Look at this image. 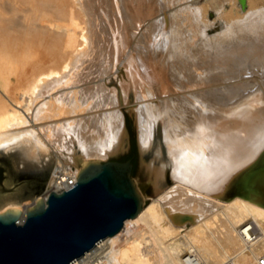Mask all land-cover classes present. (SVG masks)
Listing matches in <instances>:
<instances>
[{
  "label": "bare ground",
  "instance_id": "1",
  "mask_svg": "<svg viewBox=\"0 0 264 264\" xmlns=\"http://www.w3.org/2000/svg\"><path fill=\"white\" fill-rule=\"evenodd\" d=\"M74 3L38 0L30 9L24 6L19 19L13 17L16 13L9 14L13 13L11 3H7L11 6L8 12L2 7L10 17L3 16L0 9V148L20 144L25 155L33 158L46 150L36 131L50 134L53 130L50 124L39 125L48 114L44 103L32 107L33 95L44 86L50 91L68 85L71 78L72 84L79 82L86 58L96 51L95 43H88L81 30L60 23L64 16L79 22L70 9ZM252 15L225 18L223 30L216 21L200 22L196 38L178 42L161 74L154 71L150 76L147 69L141 73L133 55L125 69L118 67L137 89V112L147 111L139 131V148L146 158L153 151L147 165L159 196L147 200L145 184H138L135 178L144 199L138 214L126 218L118 232L104 237L70 264H91L99 255L109 254L113 262L104 264H148L147 251L157 253L155 264H193L184 260L185 252L196 254L204 264H222L228 257L237 264H255L256 251L244 245L240 234V227L250 218L264 229V21ZM205 29L217 30L205 35ZM78 37L89 45L68 53L65 49L74 47ZM24 81L29 83L25 89ZM153 82L161 85L155 87ZM17 84L22 87L16 88ZM77 94L69 96L71 112L86 105ZM64 97L67 114L68 94ZM110 115L115 119H107L105 133L100 128L102 134L82 122L80 129L69 127L87 156L125 147L123 117ZM158 123L164 138L154 144ZM67 131L65 121L54 132ZM73 167L69 173L77 178L79 169ZM59 172L65 180L57 182L53 175L45 198L51 190L67 187L68 167L61 165ZM9 207L21 208L17 223H22L30 206L12 203ZM183 229L187 233L181 234ZM144 234L146 244L140 241Z\"/></svg>",
  "mask_w": 264,
  "mask_h": 264
},
{
  "label": "rangeland",
  "instance_id": "2",
  "mask_svg": "<svg viewBox=\"0 0 264 264\" xmlns=\"http://www.w3.org/2000/svg\"><path fill=\"white\" fill-rule=\"evenodd\" d=\"M4 2L6 3L3 4L2 2L0 4V9L3 11L1 14L5 16L12 6L11 10L13 13L9 12V14L14 15L16 13L19 15L22 11L19 16H16V14L13 16L19 19L24 12V6L27 5L26 7L30 9V6L35 5L38 0H5ZM74 2L75 7L70 9L77 13V21L79 20V22H76V18L73 21L71 16H64L61 17L60 23L69 27V29L73 26V30L76 29L78 30L77 32L81 30V32L87 35L89 39L87 42L90 43L92 40L95 43V54L93 52L92 57H88L90 59L86 58L87 62L80 73L82 79L79 82L72 84L73 78H71L68 80V85L56 87V89L53 88L54 90L51 87L48 89L50 91H46L48 86L45 88L44 84H42L44 86L43 90L40 89V93L37 91L36 95H33L32 99L36 102L32 100V107L35 108L39 104L44 103L48 114L46 119L38 122L39 125L48 127L50 124L49 126L53 130L50 131V134L49 132L42 134L38 130L36 131L37 139L38 137L40 138L46 150L40 152L38 157L33 158L25 155L23 146L20 144L0 148V163H6L5 176L0 177L7 187V189L0 187V212L5 211L12 203L19 204L24 208L25 206L31 207L35 204L37 198L42 197L45 199L44 194L49 187L50 178L60 170L61 165L68 167V172H72L73 166L79 169L82 164L90 159H109V154L121 153L126 147L132 146L124 124V114L128 112H132L134 122L136 123L135 126L137 127L138 174L135 176L136 181H138V184H145L146 196L144 194L143 196L147 200L158 197L155 176L150 174L151 172L147 165L153 158V151L146 158L141 155L139 148V131H141L143 124H145L144 118H147V111H142L141 109L144 115L137 112V105L139 104V100L136 97L137 89L133 87V81L126 75L125 70L120 71L119 68L125 69L128 65L127 60L129 55H133L138 68H142L139 69L141 73H143L144 69H147L151 72V74L149 72L150 76H152V72L154 71H157L156 74H161L168 54L175 52L177 44L181 39L194 40L199 33V25L202 22L216 21L218 28L223 30V22H225V18L227 17L235 20L253 14L252 17L254 16L257 20L264 21V0H245L243 4L240 0H74ZM7 3H11L12 5L10 6L9 4L8 7ZM17 6L19 8L23 7L20 10ZM69 6L71 7L72 5L70 4ZM2 7L7 9L5 14L4 11L6 9L3 10ZM252 9L256 10V12L252 11ZM7 17L10 16L8 15ZM66 18H69L70 21L66 22V24L62 23L64 22L63 19L66 20ZM197 21L199 22L197 23ZM75 22L77 24L83 22V24L77 27L78 25ZM83 27L87 31L81 29ZM216 30L205 29L204 33L205 35H210L216 33ZM262 36L264 37V33ZM78 38L74 47L65 49L66 51L68 50V53L71 51H75V53L80 52L89 45L81 37ZM81 41H83L82 44H80ZM12 80L15 81V77H12ZM159 82H155L157 84L153 82V85L159 87L161 85ZM24 83L25 81L23 84L21 82L19 84H22L23 88L24 86L27 88V85L29 87L28 82ZM18 86L16 88H20L21 85ZM21 92L19 89V96ZM74 92L78 93V98L86 105L78 108V111L71 112L72 106H70L69 96ZM66 94H68L67 114H65L66 105L65 103L63 104ZM100 100H103L101 101L102 103H100ZM56 112H58V115L55 114ZM112 112L120 114L123 117L126 137L125 147L117 151L115 149L113 152L98 157L87 156L81 150L82 148L78 145L77 138L71 133L72 131L69 127L75 126L76 129H80L79 122H82L100 134L105 133L107 126L105 124L108 123L107 119L109 117H111L109 119L112 121L115 119L112 118L114 115H110ZM50 114L52 117H50ZM65 121H68L69 131L62 133L54 132L56 126L65 123ZM163 138V126L161 123H158L154 144L157 140L161 141ZM185 233H187V229L181 230V234ZM147 240L146 234L140 238V241L145 244ZM118 248L119 246H116L114 250L117 251ZM155 253L146 252L148 264L156 263L157 253ZM195 255L190 256L188 252H185L183 258L184 260L190 259L193 264H204ZM110 257L111 254L105 257L99 255L91 264L112 263L113 261Z\"/></svg>",
  "mask_w": 264,
  "mask_h": 264
},
{
  "label": "water",
  "instance_id": "3",
  "mask_svg": "<svg viewBox=\"0 0 264 264\" xmlns=\"http://www.w3.org/2000/svg\"><path fill=\"white\" fill-rule=\"evenodd\" d=\"M124 124L132 146L109 154V159L82 164L72 186L38 198L22 223H17L21 208L0 212V264H70L138 214L144 199L135 185L132 112L124 114ZM5 164L0 163V176H5ZM0 187L7 189L1 177Z\"/></svg>",
  "mask_w": 264,
  "mask_h": 264
},
{
  "label": "built area",
  "instance_id": "4",
  "mask_svg": "<svg viewBox=\"0 0 264 264\" xmlns=\"http://www.w3.org/2000/svg\"><path fill=\"white\" fill-rule=\"evenodd\" d=\"M64 174L62 172H56L54 174L55 180L58 182L63 179ZM75 177H72L71 173L67 172V187L62 189H68L74 184ZM240 234L243 239V243L247 248L256 251L254 255L255 264H264V229L260 227L252 218L246 220L240 227ZM222 264H237L233 257L226 258Z\"/></svg>",
  "mask_w": 264,
  "mask_h": 264
},
{
  "label": "flooded vegetation",
  "instance_id": "5",
  "mask_svg": "<svg viewBox=\"0 0 264 264\" xmlns=\"http://www.w3.org/2000/svg\"><path fill=\"white\" fill-rule=\"evenodd\" d=\"M131 146V145H130Z\"/></svg>",
  "mask_w": 264,
  "mask_h": 264
}]
</instances>
